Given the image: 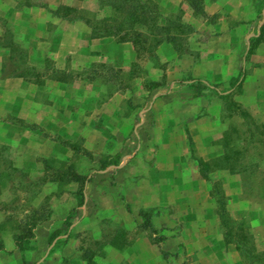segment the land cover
Wrapping results in <instances>:
<instances>
[{
    "label": "rangeland",
    "instance_id": "374dc122",
    "mask_svg": "<svg viewBox=\"0 0 264 264\" xmlns=\"http://www.w3.org/2000/svg\"><path fill=\"white\" fill-rule=\"evenodd\" d=\"M140 1L155 4L143 15L142 22H126L129 18L125 9L130 0L5 3L8 16L0 14V242L4 243L0 264H16L24 254L35 264H70L69 253L64 256L67 247L56 249V242L51 247L48 239L58 229L60 235L68 232L73 238L76 254L90 249L86 259L95 264L104 238L93 228L100 224L91 218L84 227L77 223L70 229L64 223L68 211L73 210L72 223L83 212L90 217L94 206L88 200L89 193L94 196L121 182L115 164H123L125 176L142 178L144 168L155 163V153H165L166 148L174 146L183 150L179 168L196 166L204 178L196 190L170 185L167 191L171 203L159 205L149 200L154 204L144 208L151 226H144V217L139 214L135 229H126L124 237L117 228L126 225L123 216L130 205H138V199L134 198L132 204L116 202L103 213L107 216L103 229L116 230L113 235L126 243L138 234L156 245L151 251L139 241L128 256L133 264H264V82L259 84L260 76L250 74L264 66L263 60L253 59L256 22H263L264 0H244L246 6L235 0L239 2L233 7L218 5L209 11L201 0L205 14L196 13L188 0ZM164 1L168 3L164 5ZM24 5L52 10L55 16L74 22V32L80 35L82 23L96 27L107 24L116 31L112 36L116 40L138 38L140 54L122 67H115L108 55L84 61L81 51L77 61L46 56L40 64L34 63L11 23L23 22L14 12ZM228 18L251 22V37L243 41L242 36L238 51L229 62L221 63L220 50L227 44L219 38ZM68 30L67 38L73 44L76 39L68 36L72 32ZM162 42H169L172 48L159 57L157 50ZM223 63L230 64L229 70L235 69V74L214 81L222 77L218 72ZM195 65L198 71L194 78L190 70ZM206 71L212 73L210 82ZM250 78L252 81L246 82ZM203 82H208L209 88L203 87ZM188 87L190 96L198 92L205 96L201 99L205 110L200 112L209 121L205 125L213 130L209 141L224 151L215 157L206 159L205 155L204 159L201 155L206 142L198 132H179L174 126L165 132L155 129L158 98L168 89ZM215 103L223 104L220 113L206 116ZM152 182L150 191L158 190L156 180ZM212 193L225 203L226 228ZM158 195L162 196V191ZM82 196L83 203L78 206ZM129 213L132 216V211ZM30 226L31 239L21 252L15 235L30 232ZM182 233L185 235L178 241ZM109 234L113 237L112 232ZM166 240L169 250L162 248ZM57 241L67 246L69 238Z\"/></svg>",
    "mask_w": 264,
    "mask_h": 264
},
{
    "label": "crops",
    "instance_id": "0c3cea01",
    "mask_svg": "<svg viewBox=\"0 0 264 264\" xmlns=\"http://www.w3.org/2000/svg\"><path fill=\"white\" fill-rule=\"evenodd\" d=\"M4 2L0 6V14L4 16H8V13L6 11V4H8V0H0ZM12 1V0H11ZM203 3L206 5V10H212L215 9V7H218V5L225 6L228 4V7H233V5L236 3L238 4L239 1L235 0H202ZM243 1V2H242ZM6 3V4H5ZM162 3V2H161ZM168 2L164 1V5H166ZM241 4L243 3L244 6L247 4L244 2V0H241ZM242 7V6H241ZM16 13V14H15ZM14 15L16 16V19H23V22H11L19 31L20 38L19 41L22 43H25L24 46L26 48V51L28 53V58L37 64H40L43 59L46 56L54 57L56 59L63 58L67 60L68 57H71V59L74 61H77V55L78 51H81L83 54L84 61H96L101 59L103 56L108 55L109 58H112V62L114 63L115 67H122L123 65L133 62L136 59V50L134 48V45L131 41H119L116 40L112 36H104V37H92L91 33V27L88 26L86 23H82L81 25V35L77 32H74L75 30V23L69 20H63L62 18L55 16L53 11L50 9H47L43 6H28L24 5L22 8H19L18 12H14ZM253 18H257V15ZM244 19H248V16L244 17ZM260 21L263 22H256V27H258L257 33H256V50L253 54V58L255 61H258L259 59L264 61V15L260 17ZM27 21V22H24ZM234 20L228 18V22H226V27L224 28L225 31L222 32L220 35V40L224 41L227 46L222 47V50H220V60L221 63L225 60L231 59L232 54H235L237 50V47L239 48V45H241L242 36L245 37L243 39L247 41V38L251 37L250 27L251 22H232ZM77 22V21H75ZM223 22H220V26ZM21 24V25H20ZM23 27V28H22ZM52 29L54 31L47 30ZM249 27V28H248ZM70 29L72 32L68 36L73 39H76L73 41L74 43L71 44L70 38H67L66 30L69 31ZM250 32V33H248ZM248 33V34H247ZM243 34V35H241ZM258 37V38H257ZM29 43V44H27ZM229 43L232 44L231 47H229ZM70 44V45H69ZM79 46V48H77ZM230 49H229V48ZM172 46L170 47L169 42H162L158 45V56L162 57L166 55V50H170ZM241 57V54H240ZM234 58V56H233ZM258 58V59H257ZM229 62V60H228ZM230 65V64H229ZM227 66L223 63V65L220 67L218 74H220L222 77L219 79H216L214 81L219 82L221 79L225 77L228 78L231 75L235 74V69L230 71L229 66ZM198 65H195L192 70H190L191 77H196V73L198 71ZM1 72V70H0ZM251 76L258 75L259 77V84H263L264 82V66L256 67L251 73ZM212 73L206 71L205 76L206 80L208 82L212 81L211 76ZM252 78V77H251ZM250 79H247V81H252ZM256 79V78H255ZM191 80L190 82H192ZM187 82V81H186ZM208 82H203L207 85ZM210 86V85H209ZM245 87V86H244ZM263 89V88H262ZM258 94L259 90H261V87L257 89ZM214 92V91H213ZM210 93H212V90H210ZM210 95V94H209ZM216 97L222 99V96H220L218 93L215 94ZM202 97H205L201 94L190 96V89L187 88H179L178 90L168 89L167 93L162 94L158 98V102L154 107V111L156 116L154 118L157 120L155 129L161 128L162 131H166L172 128H177V130L180 132L181 129L183 132H185V129H188L190 132H192L194 135L198 132L200 133L201 140L206 142V145L204 148L201 149V155L205 159V155L207 156L206 159L215 157L216 155H219L220 153H223V149L219 147V145H215L209 139L212 137V131L210 130V127H207L205 124L208 123L207 117L203 116V113L200 111H204L205 108L202 106L201 99ZM225 98V97H224ZM223 100V99H222ZM223 106L222 103L218 104H211V110L212 113L210 115L206 116H212V115H218L221 111V107ZM203 109V110H202ZM201 113V114H200ZM205 113V112H204ZM202 117H199L200 115ZM174 126V127H173ZM161 138H166L162 137ZM208 141V142H207ZM162 148V147H161ZM160 151H163L164 148ZM165 151V150H164ZM223 151V152H222ZM183 152V150H182ZM181 152V147L174 146L170 148H166V152H159V150L155 153L154 158V164L152 166L148 165L147 168H144L143 174L144 176L141 178L140 176L136 177V174L127 177L124 175L125 173V167H123L122 163L119 162L118 164H115V169H118L116 171L119 175V180L121 182H118V186L112 185L110 188H106L105 191H102L100 193H94V196L89 193L90 198V205L94 206L93 211L89 216H84L85 212H83L82 217H80L77 221L72 223L70 225V229H73V227L78 223H80L81 227H84V225H87V220L94 218L98 221L100 224L96 228H93L95 232L98 234H101V237L104 238V242L102 243V252L98 255V258L95 259V264H121V263H129L133 264L132 261L129 259L130 251L134 250L133 248L139 241H141V244L144 245L146 248L150 249L151 251L154 250V247L156 246L153 244L149 238L143 236H137L133 239H131L128 243H126L125 247L122 245H116L111 243L112 238H114V233H116V230L109 231L107 229H103V220H105L107 216H104L103 213L109 212L110 208L114 206V204L117 203H129L132 204L133 199H138V205L136 203V207L132 208L130 205V208L126 210V215L123 217L126 220V226L125 224L122 226L123 228H117L118 231L126 233V229H130L132 232L135 229V225L137 223V219L139 218V212L140 210H144L145 207L148 205H152L154 203H148L149 200H153V202H156V204L161 205H167L171 203L169 200V194L168 189L170 185L174 184L175 186H184L187 185L189 187H192L194 190L197 188L199 182H202V176H199L198 169L196 170V166L191 169L189 168H179L178 162L181 159V155L183 154ZM162 154L163 156H161ZM169 164H171V167H169ZM150 166V167H149ZM133 168V167H132ZM194 169V171H193ZM196 170V173H195ZM204 179V178H203ZM156 180L154 186L158 185L159 189L154 191L150 188L152 187L153 182L151 181ZM150 181V182H149ZM111 192L113 194H110L108 192ZM162 191V196L158 195ZM181 191V190H180ZM164 193V196H163ZM194 202H197V197L193 196ZM86 202V200H85ZM85 204V203H84ZM132 211V216L129 213ZM127 213L131 216H127ZM93 215V216H92ZM131 219V221H130ZM79 227V226H78ZM112 232L113 237H109V233ZM117 234V233H116ZM69 233L67 232L64 235H58L52 240L51 247L56 242V249H61L62 251L67 247L68 252L64 254L66 256L68 253V257L70 258V264H88V260L83 257V252L76 254L75 251V241L71 240V238L68 236ZM184 233L179 236L178 241H181L184 237ZM66 237L69 238V241L67 242V246L63 245L62 242H58L57 239H63L66 240ZM177 241V237L175 238ZM77 241V240H76ZM177 241V243H178ZM72 243V245H71ZM162 248L164 250L170 249V243L168 240H166L162 244ZM61 251V250H60ZM59 251V252H60ZM160 254V253H159ZM158 254V256H159ZM163 261V260H162ZM164 263V262H162Z\"/></svg>",
    "mask_w": 264,
    "mask_h": 264
},
{
    "label": "trees",
    "instance_id": "16d2710c",
    "mask_svg": "<svg viewBox=\"0 0 264 264\" xmlns=\"http://www.w3.org/2000/svg\"><path fill=\"white\" fill-rule=\"evenodd\" d=\"M132 1V3L130 2V4H126L127 6V9H125V12H126V15H127V18H129L126 22H134V21H140L142 22L143 20V15L147 14L148 11L149 13L151 12L152 10V6L155 4L150 2V1H146L145 4L143 2H141L140 0H138L137 3L134 2V0H130ZM190 5L192 6L193 10L196 11V13H202V14H205V10L203 8V5H202V1L201 0H188ZM135 3V4H134ZM150 4V5H149ZM149 5V6H148ZM152 5V6H151ZM137 8L140 9V11L138 12L137 11ZM137 14L139 16H137ZM159 15V14H158ZM89 22V21H87ZM91 33H92V37H104V36H116V31H112L107 24H104V25H101L99 27H96V26H93L91 25ZM119 41H131L132 44L134 45V48L136 50V53L137 54H140V49H141V46H140V42L138 40V38H136L135 36L132 37V38H120ZM167 41L168 38H167ZM201 85L203 87H208V85L204 84V83H201ZM200 92H198L199 94ZM197 94V95H198ZM224 97V96H223ZM207 178V176H205ZM212 195H214L212 193ZM214 197L216 198V202L218 204V215H219V218H220V221L223 225V227H227V222H228V211L226 209V206H225V203L224 201H222L221 198H219V196L217 197L216 195H214ZM83 203V196L81 198V200H79L78 202V206H81ZM143 217H144V223L143 225L144 226H151V219H150V215L148 212L144 211V210H141L139 212ZM75 217H74V214H73V210H69L65 219H64V223L66 224V226L68 225H71L72 222L74 221ZM33 228L30 226L28 228V230H30V232H24V233H20V234H16L15 235V244L20 248V251L23 252L26 248L24 245L27 244V242H29V240L31 239V236H32V230ZM58 235H60V230H56V231H53L49 234V241H52L55 237H57ZM122 237H124V232H122ZM226 240L229 241V239H227V234H226ZM111 243L113 244H116V245H123L125 244L126 242L125 241H122V240H118L115 236L114 238H112L111 240ZM4 248V243L1 241L0 242V249H3ZM90 252V249L88 250H85L82 254H83V257H87L88 253ZM91 261H89L88 264H91L90 263ZM16 264H35V262L29 258L28 256H26V254L22 255V258L20 259V261Z\"/></svg>",
    "mask_w": 264,
    "mask_h": 264
}]
</instances>
